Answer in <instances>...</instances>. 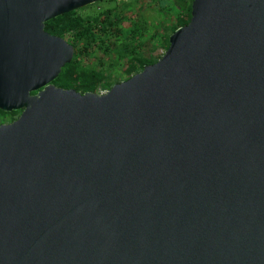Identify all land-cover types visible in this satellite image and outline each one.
Listing matches in <instances>:
<instances>
[{
    "label": "water",
    "instance_id": "obj_1",
    "mask_svg": "<svg viewBox=\"0 0 264 264\" xmlns=\"http://www.w3.org/2000/svg\"><path fill=\"white\" fill-rule=\"evenodd\" d=\"M95 1L0 0V264H264V0H192L156 62L56 86L45 22Z\"/></svg>",
    "mask_w": 264,
    "mask_h": 264
},
{
    "label": "trees",
    "instance_id": "obj_2",
    "mask_svg": "<svg viewBox=\"0 0 264 264\" xmlns=\"http://www.w3.org/2000/svg\"><path fill=\"white\" fill-rule=\"evenodd\" d=\"M191 3L192 0H158L160 17L155 24L151 22L153 33L143 44L147 26L140 24L131 12L137 0L125 8L109 7L96 14H81L76 9L46 21L47 32L63 37L74 47L72 60L62 67L52 83L82 93L108 90L123 81L108 74L111 67L118 68L126 75L124 80L128 79L161 57L169 45V35L189 22ZM128 17L130 25L122 29L120 24ZM159 47L162 53L154 55ZM20 112L0 109V124L13 121Z\"/></svg>",
    "mask_w": 264,
    "mask_h": 264
},
{
    "label": "rangeland",
    "instance_id": "obj_3",
    "mask_svg": "<svg viewBox=\"0 0 264 264\" xmlns=\"http://www.w3.org/2000/svg\"><path fill=\"white\" fill-rule=\"evenodd\" d=\"M157 1L158 0H137V4L131 10V12H133L135 15L134 18L138 19L140 24H143V25L145 24L144 26H147V29H148V34L143 37L142 44L148 39V36L151 33H153L152 28L150 29L151 22L155 24L157 19H159L160 17L159 12L157 11V5H158ZM133 2H135V0H128L127 2L117 4L115 0H98L84 7H81L77 10L81 14H96L109 7H114L117 9L125 8L127 4L129 3L132 4ZM128 19L130 20V18L128 17L127 20L123 21L120 24L122 29H126L130 25ZM162 32L163 31H161V33ZM161 53H162L161 47L157 48L154 51V55L161 54ZM108 74L112 75L113 77H117L120 80H124L126 77V75L123 72H121L118 68H115V67H111L108 70Z\"/></svg>",
    "mask_w": 264,
    "mask_h": 264
},
{
    "label": "built area",
    "instance_id": "obj_4",
    "mask_svg": "<svg viewBox=\"0 0 264 264\" xmlns=\"http://www.w3.org/2000/svg\"><path fill=\"white\" fill-rule=\"evenodd\" d=\"M117 2V4H120V3H124V2H127L128 0H115ZM107 90H100L99 92H105Z\"/></svg>",
    "mask_w": 264,
    "mask_h": 264
}]
</instances>
